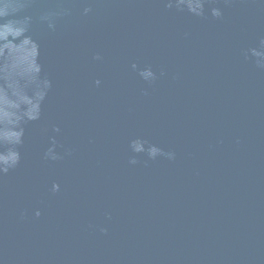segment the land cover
Segmentation results:
<instances>
[{"label":"water","instance_id":"1","mask_svg":"<svg viewBox=\"0 0 264 264\" xmlns=\"http://www.w3.org/2000/svg\"><path fill=\"white\" fill-rule=\"evenodd\" d=\"M20 2L0 23L30 18L52 87L0 174V264H264V0Z\"/></svg>","mask_w":264,"mask_h":264},{"label":"clouds","instance_id":"2","mask_svg":"<svg viewBox=\"0 0 264 264\" xmlns=\"http://www.w3.org/2000/svg\"><path fill=\"white\" fill-rule=\"evenodd\" d=\"M183 2V0H181ZM3 3V0H0ZM26 7L20 0H9L7 12L0 8V19L14 15ZM197 8L202 9L203 5L197 2ZM195 11V10H194ZM91 12V8H85L84 14ZM213 16L219 18L222 13L214 9ZM50 20V16L43 17ZM53 27V25H49ZM33 47L37 50L36 60L40 61V44L30 35V18L24 20L9 19L6 23H0V143L6 144V150L10 155V162L0 164V174H8L11 170L19 166L21 162V152L25 136L26 125L37 122L42 116V104L46 99L48 91L51 89V81L41 78L42 65L35 71L27 70L23 67L20 51L25 47ZM259 55V53H257ZM96 59H100L99 56ZM136 65H133L135 68ZM140 75L144 79H154L151 69L142 71ZM99 85L100 81H96ZM59 133V127L53 129ZM52 147L48 149L45 157L57 160L60 157L55 153L56 140L52 138ZM135 152L141 153L145 149L140 141L133 143ZM148 155L155 159L158 155H165L157 147H151ZM171 156V154H166ZM136 161H132L135 163ZM59 185H53V191H59ZM40 215L39 212L36 213Z\"/></svg>","mask_w":264,"mask_h":264}]
</instances>
